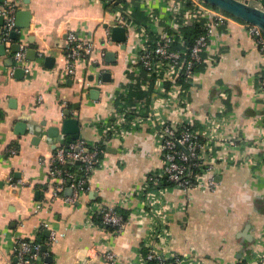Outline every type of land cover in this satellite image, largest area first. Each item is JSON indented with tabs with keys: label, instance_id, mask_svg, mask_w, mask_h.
<instances>
[{
	"label": "crops",
	"instance_id": "obj_1",
	"mask_svg": "<svg viewBox=\"0 0 264 264\" xmlns=\"http://www.w3.org/2000/svg\"><path fill=\"white\" fill-rule=\"evenodd\" d=\"M8 1L16 6V28L5 40L0 14V264L16 262L20 238L41 242L45 264H139L149 221L136 192L164 163L151 130L143 126L109 137L102 164L88 174V189L74 202L66 199L69 183L53 178L48 162L60 144L97 143L103 122L119 108L120 91L131 84L127 65L142 39L126 25L125 39H114L102 1ZM123 1H133L136 19L151 26L161 29L171 21L170 0ZM69 32L105 49L104 58H79L70 72ZM20 44L25 54L18 60ZM206 54L205 66L194 73L188 114L203 126L208 115L218 114L225 92L228 114L219 132L236 143L215 163V190L197 186L189 197L167 195L178 206L172 244L195 264H234L264 249V159L251 161L253 154L264 156V54L238 18L214 29ZM67 118L78 120L75 133L63 132ZM81 164H74L79 172ZM97 203L125 209L128 222L117 236L91 222L90 206ZM108 250L116 254L113 262L105 258Z\"/></svg>",
	"mask_w": 264,
	"mask_h": 264
},
{
	"label": "built area",
	"instance_id": "obj_2",
	"mask_svg": "<svg viewBox=\"0 0 264 264\" xmlns=\"http://www.w3.org/2000/svg\"><path fill=\"white\" fill-rule=\"evenodd\" d=\"M98 1L106 3L109 34L111 28L117 25L133 26L138 31L142 44L130 58L127 69L133 75L132 82L144 92L142 99L136 100L134 95L133 103L124 104L122 101L110 118L103 122L98 141L107 144L109 137L122 136L146 126L164 158V163L147 175L136 192L143 201L140 213L149 221L143 243L145 249L139 253V264L148 261L156 264H195L191 256L180 253L172 244L170 224L178 206L167 195L175 191L189 197L191 190L197 186L215 190L218 184L212 174L215 163L230 155L228 149L236 143L234 137L219 132L228 114L225 92L221 95L218 114L208 115L203 126H195L187 111L196 66L208 57L206 49L210 35L214 29L236 17L203 0H170L168 11L171 21L160 29L150 23L138 22L131 16L135 6L133 1ZM141 1L148 3V0ZM0 14L5 20L2 36L9 40L10 33L16 28L15 4L8 0L0 2ZM197 22L202 23L204 31L189 44L183 29ZM246 24L264 54V30L257 24ZM109 39L112 40L111 36ZM66 47L70 72L75 71L77 59L90 57L97 62L106 54L105 49L98 48L94 41L80 39L76 32L68 33ZM24 50L25 45L20 44V49L15 52L18 60L24 57ZM12 151L15 152V149ZM104 151L97 144L88 146L82 140L57 147L48 162V170L53 178L69 183L72 194L66 196L67 200L74 202L81 191L88 189L87 176L102 164ZM263 157L262 154H253L251 161H262ZM76 161L82 163V173L76 169ZM55 195L59 194L55 192ZM95 216H100L103 224L111 226L114 236L121 233L128 222V217L119 208L99 203L90 206L91 222H94ZM44 225L48 227L47 222ZM50 236L54 237L53 231ZM15 248L17 259L14 264H45L39 257L41 242L20 238ZM104 255L108 261L116 259L113 250ZM234 264H264V249Z\"/></svg>",
	"mask_w": 264,
	"mask_h": 264
},
{
	"label": "water",
	"instance_id": "obj_3",
	"mask_svg": "<svg viewBox=\"0 0 264 264\" xmlns=\"http://www.w3.org/2000/svg\"><path fill=\"white\" fill-rule=\"evenodd\" d=\"M215 7H218L234 16H237L247 22L257 24L264 30V8L255 5L245 0H203ZM113 37L116 40L125 39L126 28L124 26H113ZM16 32L13 33L15 36ZM113 52H111L112 54ZM78 120L74 118L65 119L63 132L75 133L78 130ZM77 134H73L72 137H77ZM49 233V230H47ZM43 249H47L46 245H43Z\"/></svg>",
	"mask_w": 264,
	"mask_h": 264
},
{
	"label": "trees",
	"instance_id": "obj_4",
	"mask_svg": "<svg viewBox=\"0 0 264 264\" xmlns=\"http://www.w3.org/2000/svg\"><path fill=\"white\" fill-rule=\"evenodd\" d=\"M245 1H247V0H245ZM261 2H262V4H263V6H264V0H261ZM215 7V6H214ZM218 8V7H217ZM136 10V9H135ZM134 12V9H133V11H132V14H131V16L133 17V18H135L136 19V17H135V14L133 13ZM228 13V12H227ZM230 14V13H229ZM145 15V14H144ZM143 15V16H144ZM230 15H232V14H230ZM232 16H234V15H232ZM145 17V16H144ZM234 17H236V18H238V19H240V20H242V21H244V22H247V21H245V20H243V19H241V18H239V17H237V16H234ZM138 22H141V23H143V24H146V25H148V23L146 22V21H143V20H145L143 17H142V19L141 18H139V19H136ZM184 34H185V36L187 37V41H188V43L189 44H191L192 42H193V40H194V38L196 37V36H198L199 34H201L204 30H203V26H202V23L201 22H197V23H194L193 25H191V26H186V27H184ZM205 66V62H203V63H201V64H198L197 66H196V70H200L202 67H204ZM135 95V98H136V100L137 99H142V98H144V92H143V90H141L134 82H132V80H131V84L129 85V87L127 88V89H123L122 90V92H120L119 93V99H118V106H120L121 104H122V101H124V104H129V103H133V102H135V100H133L132 98H133V96ZM100 148H102V149H106V144H104V143H102L100 140L99 141H97V143H96ZM101 155H102V153H101ZM79 173H82V172H79ZM120 209V208H119ZM123 213H124V215L127 217L128 215H127V213H126V211H125V209H120ZM94 221L95 222H100V223H102V221H101V218H100V216H95L94 217ZM106 225V224H105ZM107 227L108 228H110L111 229V226H109V225H107ZM146 264H156L154 261H148Z\"/></svg>",
	"mask_w": 264,
	"mask_h": 264
},
{
	"label": "rangeland",
	"instance_id": "obj_5",
	"mask_svg": "<svg viewBox=\"0 0 264 264\" xmlns=\"http://www.w3.org/2000/svg\"><path fill=\"white\" fill-rule=\"evenodd\" d=\"M248 1H250V2L254 3L255 5H257V4H259V5H260V2H259V1H256V0H248Z\"/></svg>",
	"mask_w": 264,
	"mask_h": 264
}]
</instances>
